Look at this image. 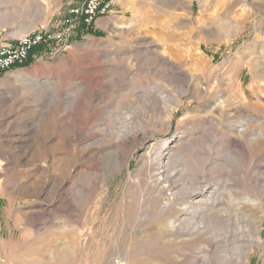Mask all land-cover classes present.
<instances>
[{
  "label": "rangeland",
  "instance_id": "rangeland-1",
  "mask_svg": "<svg viewBox=\"0 0 264 264\" xmlns=\"http://www.w3.org/2000/svg\"><path fill=\"white\" fill-rule=\"evenodd\" d=\"M85 1L0 0V41L53 29L70 4ZM119 2L112 16L79 29L67 44L36 50L0 79V264H189L206 257L201 243L240 264L246 239L230 236H254V228L215 224L223 236L217 248L209 234L182 243L139 240L133 231L141 213L155 211L158 192L144 140L190 147L168 167L179 184L191 183L204 164L207 181L221 191L264 187V138L261 146L241 140L238 148L221 138L244 118L213 131L204 119L213 101L197 98L196 81L216 95L232 93L236 102L239 94L248 98L250 126L264 135V81L250 74L251 67L264 73V0H209L204 12L199 0ZM199 45L194 52L208 62L203 73L185 58ZM115 67L129 72L115 74ZM161 92L178 105L170 129L165 113L145 99ZM130 114V123L141 126L131 135L135 143L121 148L118 130L130 125L124 119ZM192 157L200 159L196 168ZM140 227L148 231L150 222ZM260 237L248 264H264V222ZM227 239L236 245L228 247Z\"/></svg>",
  "mask_w": 264,
  "mask_h": 264
},
{
  "label": "bare ground",
  "instance_id": "bare-ground-1",
  "mask_svg": "<svg viewBox=\"0 0 264 264\" xmlns=\"http://www.w3.org/2000/svg\"><path fill=\"white\" fill-rule=\"evenodd\" d=\"M199 4L201 5V12H204V7L208 6L209 0H199ZM188 21L189 23L187 24H189V26H191V28L194 30L195 24L193 19L190 18ZM129 28L131 27H128V29ZM194 51H201V45H199V47L195 49L189 47L188 51L186 52L185 58H190L198 68H196L195 70L203 73L204 69L207 67L208 62L204 61L202 56L196 54V52ZM113 72L115 74H124L129 72V69L115 67L113 69ZM250 74L252 76V80L256 81L258 84L264 81V73L255 70L254 67H251ZM196 81L201 84V87H199L197 90V98L202 99L205 98V96H208L210 100L213 101L212 104H209L208 107H206L208 109V113H204V119L209 123L210 126L212 125V127L214 128L213 131L218 130L219 127L221 128L223 124H227L228 122L232 121V119L242 116L244 120L239 121L235 124H231L228 131L229 133H223L221 134L222 137H220L223 139L226 138L233 145L237 146V148L240 147L241 140L247 141L251 143V145L261 146V140L262 138H264V135L261 131H257L255 128H251L250 126V123L254 121V117H252V113L250 114L246 109L249 103L248 98L243 97L241 94H239L240 101L236 102V98L232 93H225L223 91L219 92L216 95L215 92H213V89H211L206 83L201 81L200 78H197ZM202 85H206V87L204 86L203 88ZM98 86L99 83L96 85V87ZM227 86L231 88L232 83L227 84ZM263 88L264 86L260 85V90H262ZM188 92L189 89L187 88V90L181 92V94L184 95ZM96 93L97 91L92 92L93 97ZM145 97L147 101H152L155 107H159L165 113L167 117V119L165 118L167 120L166 124L168 125V129H170L171 120L178 110V105L174 104V98H172V96L165 92H161V94L157 96L156 99H154L155 101H153L149 96V98L147 96ZM136 110L138 109H134L132 111V114H136ZM138 113L140 112L138 111ZM133 117L130 114L124 119L126 121H129L130 123ZM140 126L141 125L134 126L130 123V125L124 126L123 129L121 128L118 130V132L120 133L119 138L121 148L124 147L125 144L128 145L130 143L132 144L133 142L135 143L136 138L131 137V135H138V128ZM179 142L180 140H175L172 142L152 144L148 142V140H144L145 147L147 150H149L148 162H150L154 167L157 168L154 187L158 188V192L153 201L155 211H153V213L140 214L138 219L141 220L137 221L139 226L135 227L133 231L134 233L132 232L133 236L135 235L134 237L139 240L179 238L181 239L182 243H186L198 241L203 237L206 238L207 234H209V241L217 248L220 247L223 243L221 241L223 236L220 235L219 232L221 230H219L215 226V224L219 223L221 225L227 226L230 229L234 228L235 231L241 230V232L245 231V229H249L251 231L254 228V236L249 235L247 238H244L243 235L241 236L240 234H236L234 238L230 236V239L232 240H236V238L238 237L246 239L245 241L247 242L248 248L244 251L242 257L238 258V261L240 262V264H248V259L251 253L254 251V247L257 245L259 246L262 243L260 234L262 224L264 222V187H259V193L258 191L255 192L254 189L252 191L247 187H237L221 191L216 185H212L207 181L208 172L206 171V166L204 164L199 167L200 172L197 173V177L191 183H177L175 180L176 174L169 173L168 167L173 165L176 160L183 157V151L190 150V147L179 145ZM199 160L200 159L198 158L194 159L192 157L191 165L193 166H191V168H196V164L194 161H197L196 163L198 164ZM172 211H175L176 214L174 216H168L169 212ZM151 217H155V221L150 219ZM201 219L203 220L201 221ZM146 222H150V229H148V231L140 230V226ZM137 229L139 230V232L136 231ZM226 242H230L227 245L228 247L236 245L235 241L233 242L229 239H227ZM212 250L213 246L201 243L199 251L203 252L206 257H204V259L193 258L189 262V264H203L205 261H207L208 263H212L213 261L215 264H233V256L230 255L227 251L222 250L219 252V254L213 255ZM199 253L200 252H196V254ZM211 254L213 255L212 257H210Z\"/></svg>",
  "mask_w": 264,
  "mask_h": 264
},
{
  "label": "built area",
  "instance_id": "built-area-1",
  "mask_svg": "<svg viewBox=\"0 0 264 264\" xmlns=\"http://www.w3.org/2000/svg\"><path fill=\"white\" fill-rule=\"evenodd\" d=\"M115 4L116 0H86L80 6L70 7L53 29L42 26L16 40L0 43V79L24 65L36 50L55 44H67L76 31L89 28L99 18L108 16Z\"/></svg>",
  "mask_w": 264,
  "mask_h": 264
},
{
  "label": "crops",
  "instance_id": "crops-1",
  "mask_svg": "<svg viewBox=\"0 0 264 264\" xmlns=\"http://www.w3.org/2000/svg\"><path fill=\"white\" fill-rule=\"evenodd\" d=\"M73 5H74V6H73ZM75 5H76V6H79V5L75 4V3H74V4H70L69 6H70V7H75ZM70 7H69V8H70ZM119 7H120V2H119V0H116V4L113 6L112 12H111L110 15H108V16H109V17L112 16V13H114V11L117 10ZM69 8H68V9H69ZM66 13H67V12H66ZM108 16H105V17L99 18V19L97 20V22L101 21V19H103V18H107ZM97 22H96V23H97ZM31 31H32V30H30V31H28V32H31ZM28 32H27V33H28ZM25 34H26V33H25ZM16 39H17V38H16ZM16 39H13V40H16ZM13 40H9V39H7V40L0 41V43L9 42V41H13Z\"/></svg>",
  "mask_w": 264,
  "mask_h": 264
},
{
  "label": "trees",
  "instance_id": "trees-1",
  "mask_svg": "<svg viewBox=\"0 0 264 264\" xmlns=\"http://www.w3.org/2000/svg\"><path fill=\"white\" fill-rule=\"evenodd\" d=\"M27 64V63H26Z\"/></svg>",
  "mask_w": 264,
  "mask_h": 264
}]
</instances>
